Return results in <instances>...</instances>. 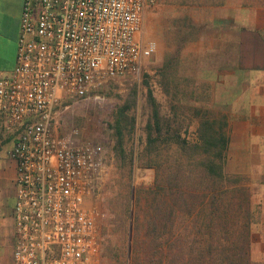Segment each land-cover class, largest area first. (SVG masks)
Segmentation results:
<instances>
[{
  "label": "built area",
  "instance_id": "1",
  "mask_svg": "<svg viewBox=\"0 0 264 264\" xmlns=\"http://www.w3.org/2000/svg\"><path fill=\"white\" fill-rule=\"evenodd\" d=\"M156 0H24L14 68L0 77V113L16 163L14 264H94L109 178L103 145L58 132L62 105L138 74L157 51L144 17Z\"/></svg>",
  "mask_w": 264,
  "mask_h": 264
},
{
  "label": "rangeland",
  "instance_id": "2",
  "mask_svg": "<svg viewBox=\"0 0 264 264\" xmlns=\"http://www.w3.org/2000/svg\"><path fill=\"white\" fill-rule=\"evenodd\" d=\"M177 1L179 3L176 0H156L154 5L147 6L143 34L145 38L155 39L158 47L152 57L144 60L141 72L126 75L85 99L62 105L55 123L58 132L78 128L84 138L102 144L108 156L109 178L101 193L87 201L88 208L96 207L105 214L100 219L102 246L94 264H178L182 256L185 259L190 255L202 258V252H205V260L219 261V236L212 238L211 254L208 255L207 242L211 239L189 233L188 228L194 221L191 217L176 216L175 228L171 232L170 182L178 159L187 157L178 143L187 140L192 145L198 141L199 113L231 116L230 108L222 103L235 100L232 94L235 95L237 90L225 97L220 86L217 91L215 83L206 81L213 75L200 61V32L195 38L181 36V32L189 29L188 14L198 17L199 9L190 0ZM248 100V97L242 99L245 108ZM122 107L127 109L129 117L135 119L133 130L128 129L125 137L126 162L115 148L116 112ZM156 110L158 117L155 116ZM158 120L161 132L158 131ZM228 134L226 173L240 176L242 184L250 190L253 207L258 209L257 220L251 225L250 255L257 264H264V167L262 169L255 162L237 156L235 140L231 145V129ZM149 136L156 140L152 145H149ZM10 140L12 142V137ZM11 148L12 143L6 144L0 153V170H9L10 175L15 164L9 155ZM191 174L195 177L199 171L194 169ZM12 177L9 180L5 177L0 182L11 196L16 190ZM159 183L168 188V202L155 213V222L165 227L160 228L159 236H154L148 234L146 228L137 229V225L139 218L144 221L148 217L141 208L147 205L143 199L146 194L141 191H149ZM194 188L192 192L199 191L202 186ZM118 207L117 211L121 212H116ZM126 211L128 214L124 216L131 224V230L129 227L127 232H120L117 228L121 224L113 223L111 219Z\"/></svg>",
  "mask_w": 264,
  "mask_h": 264
},
{
  "label": "crops",
  "instance_id": "3",
  "mask_svg": "<svg viewBox=\"0 0 264 264\" xmlns=\"http://www.w3.org/2000/svg\"><path fill=\"white\" fill-rule=\"evenodd\" d=\"M196 5L199 16H188L200 28V61L213 75L206 81L215 83L217 91L221 88L225 97L237 90L231 93L235 100L222 103L230 108L231 145L235 140L237 156L263 169L264 0H200ZM23 6L24 0H0V77L12 71L16 62ZM244 97L249 98L247 108ZM10 139L0 113V153L12 143ZM11 175L16 187L12 196L0 186V264H14L16 163ZM11 175L9 170H0V182Z\"/></svg>",
  "mask_w": 264,
  "mask_h": 264
},
{
  "label": "trees",
  "instance_id": "4",
  "mask_svg": "<svg viewBox=\"0 0 264 264\" xmlns=\"http://www.w3.org/2000/svg\"><path fill=\"white\" fill-rule=\"evenodd\" d=\"M199 1L190 0L193 4ZM176 3L179 1L176 0ZM187 24L189 29L181 32L182 38L186 35L195 38L200 31L199 26L192 19H189ZM199 115L198 141L192 145L187 140L178 143L180 150L187 157L185 160L178 159L176 172L171 173V206L169 208L171 232L175 228L176 216L191 217L194 221L190 229L188 228L189 233L207 236L211 239L207 242L208 255L211 254L212 238L214 235L219 236L220 257L217 263H212L213 260L204 259L206 255L202 252V258L190 255L189 259H185V256H182L178 259V264H257L251 259L250 237L251 225L257 220L258 209L253 207L250 190L242 184L240 176H231L226 173L225 169V156L230 144L228 116L225 113L217 116L201 113ZM155 116H159L158 110L155 111ZM134 120V117H129L125 107L119 108L116 112L114 133L117 141L115 148L124 162L128 157L124 147L125 137L128 129L133 130ZM158 125V131L161 132L159 120ZM155 141L152 136H149V145ZM194 169L199 171L195 177L191 174ZM194 182L197 189L201 186L202 189L192 192L191 189L196 187ZM141 193L146 194L143 199L147 205L141 208L148 217L146 220L143 219L144 221L139 218L137 229L146 228L148 234L159 236L160 228H164L165 225L155 222V213L160 212L161 207H165L168 202V198L166 199L168 188L159 183L149 191L143 190ZM118 209L119 207L116 208V212H121L117 211ZM151 213L153 215L149 217ZM126 214H128L127 211L111 219L113 223L121 224L117 228L120 232H127L129 227L131 230V224L129 225L128 219L124 216Z\"/></svg>",
  "mask_w": 264,
  "mask_h": 264
}]
</instances>
